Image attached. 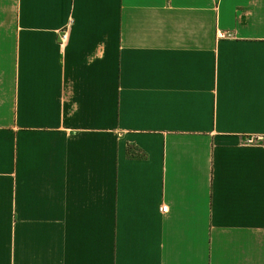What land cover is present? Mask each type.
<instances>
[{
  "label": "crops",
  "instance_id": "0c3cea01",
  "mask_svg": "<svg viewBox=\"0 0 264 264\" xmlns=\"http://www.w3.org/2000/svg\"><path fill=\"white\" fill-rule=\"evenodd\" d=\"M249 136L264 0H0V264H264Z\"/></svg>",
  "mask_w": 264,
  "mask_h": 264
},
{
  "label": "built area",
  "instance_id": "2783aa9c",
  "mask_svg": "<svg viewBox=\"0 0 264 264\" xmlns=\"http://www.w3.org/2000/svg\"><path fill=\"white\" fill-rule=\"evenodd\" d=\"M68 37H69V31H68V33L67 32L65 33V35L63 37V39H64L63 42H67L69 39ZM258 142L264 145V136H249L247 138V143H249V144H256ZM161 209L163 212H167V211H169V206L165 204L162 206Z\"/></svg>",
  "mask_w": 264,
  "mask_h": 264
},
{
  "label": "trees",
  "instance_id": "16d2710c",
  "mask_svg": "<svg viewBox=\"0 0 264 264\" xmlns=\"http://www.w3.org/2000/svg\"><path fill=\"white\" fill-rule=\"evenodd\" d=\"M128 154L133 155V156H141V157L146 155V153L143 150H141V149H139L133 145H130L128 147Z\"/></svg>",
  "mask_w": 264,
  "mask_h": 264
}]
</instances>
